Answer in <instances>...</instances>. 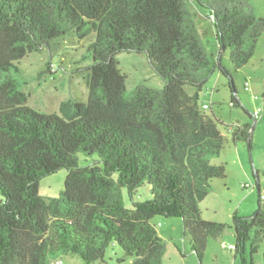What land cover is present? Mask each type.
Masks as SVG:
<instances>
[{"label": "trees", "instance_id": "obj_1", "mask_svg": "<svg viewBox=\"0 0 264 264\" xmlns=\"http://www.w3.org/2000/svg\"><path fill=\"white\" fill-rule=\"evenodd\" d=\"M225 1L205 6L215 17L210 51L186 0H0V264H57L65 255L89 264L104 259L111 244L131 264H162L165 243L151 224L157 215L182 218L203 260L208 240L227 227L200 209L212 180L226 177L225 165L212 158L227 136L204 111L200 93L218 69L231 80L233 105L242 106L222 54L230 50L233 65L243 67L264 30L248 0ZM68 36L92 37L88 99L65 100L59 112L36 110L18 87L17 63ZM131 51L147 55L163 88L126 92L118 55ZM232 131L252 149V125ZM79 153L98 160L82 164ZM61 169L64 190L48 200L40 181ZM145 184L151 197L127 207L122 190L133 197ZM233 220L242 264H254L261 246L264 259V209Z\"/></svg>", "mask_w": 264, "mask_h": 264}, {"label": "rangeland", "instance_id": "obj_2", "mask_svg": "<svg viewBox=\"0 0 264 264\" xmlns=\"http://www.w3.org/2000/svg\"><path fill=\"white\" fill-rule=\"evenodd\" d=\"M225 3V0H186L189 16L196 28L200 32L206 31L205 41L210 51H216L214 18L211 16L212 10L205 6L217 7ZM248 6L258 18L264 20V0H248ZM91 38L77 42L74 37L68 36L53 42L50 47L29 53L17 63L21 73L15 78L18 87L29 94L30 106L53 113L60 111L61 103L65 100L87 101V68L92 63L88 50ZM118 59L122 71L128 76L127 93L140 85L157 89L164 87L163 77L147 55L122 52ZM221 65L231 72L242 106L236 107L231 101L229 76L218 69L211 73L200 93V103L209 106L204 111L220 120L219 127L227 136L220 155L212 158V163L225 165L226 177L212 180L210 192L200 202V209L204 219L224 223L227 227L219 238L208 240L204 258L200 261L192 249L191 238L186 234L182 218L153 217L151 224L165 243L162 264H242L240 255L232 249L236 243L233 216L235 213L250 216L260 206L264 209V30L255 45L254 56L246 65L237 69L230 61V50L222 54ZM189 90L193 92L192 88ZM244 107L252 116L245 113ZM255 111L258 112L256 118L253 115ZM244 123L253 126L251 150L245 142L233 140L232 129L236 124ZM78 156L82 164L98 160L96 155L79 153ZM66 176L67 170L61 169L42 178L40 194L48 200L60 197ZM150 197L151 187L147 184L139 188L133 197L126 189L122 190V199L129 208L133 207V201ZM246 255L250 260V243L247 244ZM61 259V264H88L78 256L65 255ZM131 263L132 258L126 257L119 245L111 244L104 259L89 264ZM254 264H264L263 246L254 254Z\"/></svg>", "mask_w": 264, "mask_h": 264}, {"label": "built area", "instance_id": "obj_3", "mask_svg": "<svg viewBox=\"0 0 264 264\" xmlns=\"http://www.w3.org/2000/svg\"><path fill=\"white\" fill-rule=\"evenodd\" d=\"M211 16H212L213 18H215L213 13H211ZM247 85H248V82H247ZM203 108L206 109V108H209V106H208L207 104H204V105H203ZM253 115H254V117L256 118V117L258 116V112L255 111ZM232 249H234V245L232 246ZM56 263H57V264H61V263H62V259L57 260Z\"/></svg>", "mask_w": 264, "mask_h": 264}]
</instances>
